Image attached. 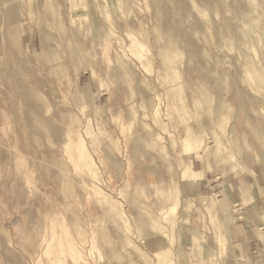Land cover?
Instances as JSON below:
<instances>
[{
    "label": "rangeland",
    "instance_id": "obj_1",
    "mask_svg": "<svg viewBox=\"0 0 264 264\" xmlns=\"http://www.w3.org/2000/svg\"><path fill=\"white\" fill-rule=\"evenodd\" d=\"M263 169L264 0H0V264H232Z\"/></svg>",
    "mask_w": 264,
    "mask_h": 264
},
{
    "label": "crops",
    "instance_id": "obj_2",
    "mask_svg": "<svg viewBox=\"0 0 264 264\" xmlns=\"http://www.w3.org/2000/svg\"><path fill=\"white\" fill-rule=\"evenodd\" d=\"M195 153V152H194ZM196 154V153H195ZM200 154V153H198ZM192 170V169H191ZM193 171V170H192ZM195 172V171H193ZM200 196V204L199 208V220L200 224L203 219L206 218V213H211L213 210L216 209L217 203L216 200H211L214 197L213 194L209 195H202L199 193ZM179 197L182 202L181 198V190L179 189ZM210 198V199H209ZM241 209V206H240ZM250 210L248 212L243 211V218L241 222L238 224L240 226V241L241 243H245L243 245L242 251L237 255V259L232 260V264H264V248L258 252L256 250L257 247L264 243V209L259 210L256 214ZM242 212V211H241ZM193 224H197L196 221L193 220ZM151 233H163V229L158 228H151ZM215 243L210 245L204 246V253L205 254H212L214 253V248L216 245L221 246L219 244L222 240L221 236L223 233L215 231ZM144 237L141 242H143ZM150 245L152 243L150 242ZM160 256V257H168L171 255L169 248H162L159 251L151 253V256ZM152 263V262H149Z\"/></svg>",
    "mask_w": 264,
    "mask_h": 264
},
{
    "label": "bare ground",
    "instance_id": "obj_3",
    "mask_svg": "<svg viewBox=\"0 0 264 264\" xmlns=\"http://www.w3.org/2000/svg\"><path fill=\"white\" fill-rule=\"evenodd\" d=\"M208 1H209V0H208ZM132 41H133V40H132ZM132 41H131V42H132ZM135 41H136V40H135ZM134 44H136V43H134ZM185 83H186V82H185ZM144 84H145V83H144ZM186 85H187V84H186ZM146 99H147V98H146ZM150 101H151V99H150ZM178 103H179V102H178ZM260 135H261V133H260ZM263 170H264V169H263Z\"/></svg>",
    "mask_w": 264,
    "mask_h": 264
}]
</instances>
